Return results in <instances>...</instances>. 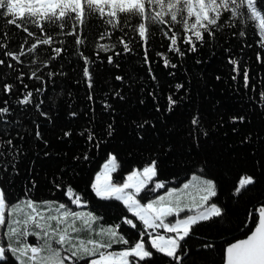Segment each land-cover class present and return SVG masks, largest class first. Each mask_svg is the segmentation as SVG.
Here are the masks:
<instances>
[{
    "label": "trees",
    "instance_id": "obj_1",
    "mask_svg": "<svg viewBox=\"0 0 264 264\" xmlns=\"http://www.w3.org/2000/svg\"><path fill=\"white\" fill-rule=\"evenodd\" d=\"M6 19L0 17V59L5 61L0 65V107H9L10 114L0 121V181L8 199L13 203L56 201L72 208L65 195L70 185L86 201L82 208L94 213L100 226L119 225L118 232L134 242L140 238L139 231L124 223V218L133 219L142 229L139 220L122 201L99 198L91 185L110 153L120 165L115 179L155 160L153 179L165 182V189L180 186L196 173L214 180L217 196L211 201L224 212L194 227L182 241L178 260L149 247L153 258L140 264H223L224 249L250 234L264 205V39L258 22L222 13V21L227 25L231 20V25L212 38L206 35L203 43L193 37L196 50L191 51L184 42L191 33L179 24L151 26L145 44L132 27L112 29L102 18L92 17L82 28L77 26L84 40L78 45L77 37L67 34L72 31L70 25L63 29L46 25L44 31L30 25L29 31L35 33L30 36L23 27L6 24ZM129 23L134 25L137 19ZM241 31L246 35L240 36ZM105 32L111 36L101 40ZM173 33L183 55L172 50ZM47 35L53 37L52 44L29 52L32 43ZM121 37L130 51L124 50ZM99 44L110 50H101ZM57 47L62 49L59 55ZM9 51L23 54L17 61L5 54ZM81 53L88 57L87 65ZM85 67L91 73V88ZM33 71L42 79L31 77ZM4 83L15 85L12 93L3 92ZM36 89L43 91L37 95ZM27 91L33 92L35 103L43 101L39 110L34 103H17ZM170 96L177 101L171 111ZM73 112L77 115L72 116ZM194 117L199 118L198 125H193ZM232 117L244 120L234 122ZM89 129L95 133L94 141L87 138ZM244 175L254 176L256 183L234 194ZM96 236L88 229L79 234L83 239ZM144 239L148 244V237ZM6 255L7 264H18Z\"/></svg>",
    "mask_w": 264,
    "mask_h": 264
},
{
    "label": "snow or ice",
    "instance_id": "obj_2",
    "mask_svg": "<svg viewBox=\"0 0 264 264\" xmlns=\"http://www.w3.org/2000/svg\"><path fill=\"white\" fill-rule=\"evenodd\" d=\"M0 10H3L0 11V17H8L5 20L6 24L23 27V31L30 36L35 35L29 31L30 25L38 27L41 31H44L46 25H55L59 29L70 25L72 31L67 34L76 36L78 45L83 44L84 40L77 33V26L82 28L92 17L102 18L103 22L112 29L123 30L122 25L132 27L134 31H138L139 37L145 44L152 34L151 26L179 24L184 32L191 33L184 41L190 45L191 51L196 50L193 37L195 41L203 43L206 35L212 38L219 30L231 25V20H227L226 25L221 19L222 13L225 12L231 17L258 22L259 35L264 38V0H0ZM132 18L137 19L134 25L129 23ZM239 35L245 36L246 33L241 31ZM109 36L111 32H105L100 39L103 40ZM169 39L172 50L183 55L181 49L177 47L175 33ZM52 42L51 35L38 38L30 46L29 52L34 53L38 45H50ZM120 42L123 43L125 51H130L123 37L120 38ZM98 47L103 51L110 50L106 44H99ZM261 48L264 49V41L261 42ZM61 51L59 47L55 49L57 55ZM5 54L19 61L23 53L9 51ZM81 55L83 56L82 53ZM257 55L259 59V53ZM83 59L87 65L88 57L83 56ZM108 61L112 63V57H108ZM231 62L237 63L235 60ZM4 63L5 61L0 59V65ZM164 63L168 65L170 62L165 58ZM8 66L12 67L11 64ZM84 75L91 88V73L87 67L84 69ZM31 77L42 79L36 71L31 73ZM244 78L247 85V70L244 72ZM17 79L23 83L21 77L18 76ZM14 87L13 84L4 83L2 90L5 94H10ZM42 91L43 89H36V94L39 95ZM261 96L264 97V92ZM168 99V110L171 111L177 101L171 96ZM17 103L25 105L34 103L39 110L40 103L43 101L35 103L33 92L27 91ZM4 104L7 105V101H4ZM107 107L111 106L107 105ZM8 114H10L9 107H0V121H3V117ZM40 114L45 117L48 115L46 112ZM76 115L77 113H72V116ZM232 120L243 121L244 117H232ZM192 123L198 125L199 118L194 117ZM112 131V125L109 124L107 135L110 136ZM36 135L41 138L39 131ZM64 135L71 136L72 133L65 132ZM87 138L89 141H94L96 138L91 129L88 130ZM8 144L10 145L11 141H8ZM84 159H88L87 154ZM4 167L6 168L7 165ZM13 167H15L14 164ZM119 167L116 156L110 153L109 159L102 166V170L96 174L95 182L91 186L95 194L103 200L122 201L127 210L139 220L143 226L142 229H138L133 219L124 218V223L139 231L138 240L130 242L118 232L119 225H115L102 229L97 238L87 241L81 239L76 242L83 229L92 230L93 222L98 219L94 213L74 211L69 205L56 201L37 202L27 199L13 203L8 199L3 186L4 182L0 181V229H3L0 233V264H7L6 253L10 254L18 264H65V261L79 264V261L86 257H93L88 264H140L141 261L147 262L153 258L154 254L149 247L178 260V251L183 249L182 241L189 237L194 227L201 222L220 217L224 212L217 203H209L217 196V184L212 179L194 176L195 184L186 183L183 189L173 188L166 195L141 203L148 192L165 187V182L153 179L157 176L156 161H151L142 169H134L123 182H113L112 173ZM255 183L254 176L244 175L238 181L234 194H240L243 189ZM149 185L154 186L149 187ZM56 186L61 187L59 184ZM33 187H35L34 182ZM189 188L194 189L198 198L187 192ZM141 192H144L145 196L138 199ZM65 195L77 207H83L86 204L81 195L76 193L70 185L66 186ZM185 195L189 197L187 202L184 199ZM186 209L193 214H186L183 218H179ZM6 210L9 213L7 219ZM258 212V219L250 234L244 239L228 244L224 249V264H264V205L259 207ZM169 217L173 219L168 220ZM157 229H165L167 233L174 235H161L156 231ZM74 233L76 235H73ZM29 236L35 237L37 242L28 243L26 238ZM145 236L149 238L147 245ZM113 244H122L127 247L119 251H109ZM64 252L68 255L65 256Z\"/></svg>",
    "mask_w": 264,
    "mask_h": 264
},
{
    "label": "rangeland",
    "instance_id": "obj_3",
    "mask_svg": "<svg viewBox=\"0 0 264 264\" xmlns=\"http://www.w3.org/2000/svg\"><path fill=\"white\" fill-rule=\"evenodd\" d=\"M264 39V38H263ZM109 159V158H108ZM107 159V160H108ZM106 160V161H107ZM105 161V162H106ZM104 162V163H105ZM118 162V161H117ZM104 165V164H103ZM102 165V166H103ZM135 169H140V168H135ZM142 169V168H141ZM102 170V167H101V169L98 171V172H100ZM133 171V170H132ZM132 171H130V172H127L126 173V175H125V177L123 178V179H115V174H116V172H113L112 173V180H113V182H123L124 180H126V178H127V175L128 174H130ZM97 172V173H98ZM194 176H201V177H203V178H206V179H210V178H207V177H205V176H203V175H201V174H193V175H191V177L189 178V179H187L185 182H183L180 186H171V187H169V188H167V189H165V187L164 188H162V189H157V190H155L156 192L155 193H150V192H148L147 193V197L145 198V199H142L141 200V203H146L147 202V200L148 199H155V198H157V197H159V196H161V195H166V193L170 190V189H173V188H175V189H183V185L184 184H186V183H189V182H192L193 184H195L196 183V181H193V177ZM95 177H96V175H95ZM95 182V181H94ZM150 186V185H149ZM187 192L188 193H191L193 196H196L197 198H198V194L194 191V189L193 188H189L188 190H187ZM145 196V193L144 192H141L139 195H138V199H140L141 197H144ZM184 199H185V202H187L188 201V199H189V197L187 196V195H185V197H184ZM209 203H212V201H210ZM74 207H72V209L74 210V211H80V212H90V211H88V210H86V209H84V208H82V207H77L75 204L73 205ZM186 214H193V213H191V212H189L187 209L185 210V212H183V213H181L180 214V217L179 218H183ZM7 218H9V213H8V211L6 210V219ZM173 218L172 217H169L168 218V220H172ZM167 222V221H166ZM78 226H80L79 225V223H78ZM108 227H112V226H100L99 225V223H97V221H94L93 222V227H92V230L91 231H89V233L90 234H92L93 233V231L97 234V236L99 237V234H100V232H101V230L102 229H104V228H108ZM83 231V230H82ZM148 231H152V230H148ZM156 231H158L161 235H174L173 233H167L166 232V230L165 229H157ZM3 232V229H0V233H2ZM73 235H76V234H73ZM96 236V237H97ZM85 240V241H87L88 239H92L91 237H89V238H86V239H83V238H80L79 236L77 237V241L76 242H78L79 240ZM149 239V238H148ZM26 240H27V242L28 243H36L37 241H36V238L35 237H32V236H29V237H27L26 238ZM146 245H147V243H146ZM55 246H57V247H61V248H63V247H65V246H60V245H55ZM119 250H121V249H109V251H119ZM65 256L66 255H68V253L67 252H64L63 253ZM93 257H91V259H92Z\"/></svg>",
    "mask_w": 264,
    "mask_h": 264
},
{
    "label": "water",
    "instance_id": "obj_4",
    "mask_svg": "<svg viewBox=\"0 0 264 264\" xmlns=\"http://www.w3.org/2000/svg\"><path fill=\"white\" fill-rule=\"evenodd\" d=\"M244 238H246V237H244ZM244 238H241V239H244ZM238 240H240V239H238ZM237 241V240H236ZM235 242V241H234ZM233 243V242H232ZM224 264V263H223Z\"/></svg>",
    "mask_w": 264,
    "mask_h": 264
}]
</instances>
